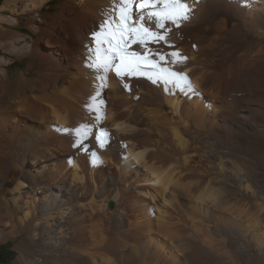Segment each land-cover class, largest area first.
Instances as JSON below:
<instances>
[{
  "label": "bare ground",
  "instance_id": "obj_1",
  "mask_svg": "<svg viewBox=\"0 0 264 264\" xmlns=\"http://www.w3.org/2000/svg\"><path fill=\"white\" fill-rule=\"evenodd\" d=\"M53 1L0 8L31 14L33 32L16 38L5 25L17 19L0 15V40L16 39L15 58L29 60L18 82L0 69L1 178L13 172L0 242L41 228L58 264H264V0H189L190 18L168 25L175 47H147L186 55L160 63L187 74L192 91L144 76H125L126 90L110 71L93 128L109 142L90 138L87 152L60 129L95 124L84 107L99 83L89 48L102 22L118 21L119 0H62L41 14ZM127 51L145 49L129 41Z\"/></svg>",
  "mask_w": 264,
  "mask_h": 264
},
{
  "label": "snow or ice",
  "instance_id": "obj_2",
  "mask_svg": "<svg viewBox=\"0 0 264 264\" xmlns=\"http://www.w3.org/2000/svg\"><path fill=\"white\" fill-rule=\"evenodd\" d=\"M193 3L196 0H192ZM138 10L136 19H133V7ZM192 9L189 7V0H119L118 21L109 23L107 20L99 25L100 31L92 33V42L95 47L89 48L90 68L97 71L95 77L99 81L95 85L94 95H90L84 107L89 113L95 112V124H80L74 129L63 128L64 132L72 131L75 133L76 140L73 147L82 148L88 151V146L84 143L93 138L98 149H105L109 142V133L106 128H93L99 125L104 119L102 106L105 101L101 92L108 87V73L114 71L119 78L123 89L128 90L129 84L124 82L125 76H144L153 84L162 82L165 85V91H168V85H173L181 92L192 91V84L187 74L182 70L163 67L160 62L171 63L172 65H184L188 57L179 51L153 52L147 46L149 44L163 42L169 47L172 25L179 28L182 21L190 18ZM146 22H152V26H146ZM153 28L161 31H154ZM129 41L132 44H139L145 49L144 54L136 52L129 53ZM106 46V47H105ZM158 57L152 59L151 57ZM119 60V63L114 61ZM102 72L103 74H99ZM126 147V145H125ZM96 153L93 152V156Z\"/></svg>",
  "mask_w": 264,
  "mask_h": 264
},
{
  "label": "rangeland",
  "instance_id": "obj_3",
  "mask_svg": "<svg viewBox=\"0 0 264 264\" xmlns=\"http://www.w3.org/2000/svg\"><path fill=\"white\" fill-rule=\"evenodd\" d=\"M5 0H0V8L2 7L3 3ZM62 0H54L49 4V6L54 7L51 11L48 10V6L45 7V9L41 12L43 13H50V14H55L57 13L60 8H56L58 4H60ZM8 11H10L8 9ZM4 12L1 13L0 15H3L4 17L11 16L17 19V23L13 26L6 24L5 28L10 30L16 38L18 37H28L29 35H33L32 30L29 28L31 25L29 18L31 17V14L28 15H11L10 12ZM37 21V19H36ZM38 23V22H37ZM19 24V25H17ZM0 26H3L2 23L0 22ZM19 26V27H17ZM22 26V27H21ZM9 27V28H8ZM16 39H6V40H0V69L8 72V79L7 82H18L23 73H26L27 71V66L29 63L28 59H23L22 61H19L16 56L15 49L18 47L17 44H15ZM17 50V49H16ZM5 61V62H4ZM8 62V63H6ZM6 63V64H5ZM35 74H38V71L34 70ZM32 72V71H31ZM29 75L30 78H34L36 75ZM5 74L0 76V82L1 81H6L4 78ZM2 77V78H1ZM2 79V80H1ZM35 161H29L28 165H33ZM10 174H7V176L1 178L2 176L0 175V190L2 191L1 194L5 193L7 194L9 190L13 188V185L10 183V176L13 174V172H8ZM9 176V178H8ZM142 185L145 186H155L156 185L153 183H143ZM228 185H230L228 183ZM225 184L224 186H227ZM231 199L228 198V200ZM1 228V227H0ZM4 228L5 232H8L11 230V227L9 226L8 228ZM46 231L43 229H39L37 232L36 238L33 237L32 235V230L31 228H25L23 231H20L19 234L17 235H11L7 237L6 241L0 242V264H32L34 261H41V264H58L57 262L54 261H49L46 260L47 255L52 252L53 250H48L51 249L50 245H44L43 243V236L46 235ZM164 241L168 242L167 239L163 238ZM169 244H171L169 242Z\"/></svg>",
  "mask_w": 264,
  "mask_h": 264
},
{
  "label": "trees",
  "instance_id": "obj_4",
  "mask_svg": "<svg viewBox=\"0 0 264 264\" xmlns=\"http://www.w3.org/2000/svg\"><path fill=\"white\" fill-rule=\"evenodd\" d=\"M1 263V262H0Z\"/></svg>",
  "mask_w": 264,
  "mask_h": 264
}]
</instances>
